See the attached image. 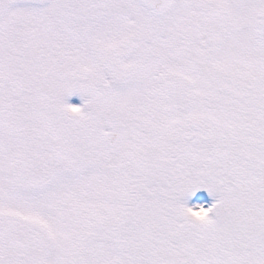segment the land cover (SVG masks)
<instances>
[{
    "label": "snow or ice",
    "instance_id": "obj_1",
    "mask_svg": "<svg viewBox=\"0 0 264 264\" xmlns=\"http://www.w3.org/2000/svg\"><path fill=\"white\" fill-rule=\"evenodd\" d=\"M0 264H264V0H0Z\"/></svg>",
    "mask_w": 264,
    "mask_h": 264
},
{
    "label": "rangeland",
    "instance_id": "obj_2",
    "mask_svg": "<svg viewBox=\"0 0 264 264\" xmlns=\"http://www.w3.org/2000/svg\"><path fill=\"white\" fill-rule=\"evenodd\" d=\"M68 102L72 103V104H76V105H82L83 104V101H82L81 97L79 96V94H73L71 97H69ZM199 192L194 197H192L190 199V201H189L190 204L206 202L207 206H209L211 203H213V198L211 196H209L206 191L201 190ZM206 204H205V206H206ZM197 218H200L198 214H197Z\"/></svg>",
    "mask_w": 264,
    "mask_h": 264
}]
</instances>
